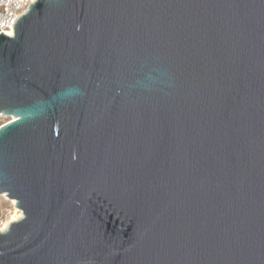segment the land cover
<instances>
[{"label":"water","instance_id":"1","mask_svg":"<svg viewBox=\"0 0 264 264\" xmlns=\"http://www.w3.org/2000/svg\"><path fill=\"white\" fill-rule=\"evenodd\" d=\"M0 116V264H264V0H37Z\"/></svg>","mask_w":264,"mask_h":264},{"label":"built area","instance_id":"2","mask_svg":"<svg viewBox=\"0 0 264 264\" xmlns=\"http://www.w3.org/2000/svg\"><path fill=\"white\" fill-rule=\"evenodd\" d=\"M37 0H0V34L13 35V28L19 18L24 15L30 5ZM11 31V35L7 33Z\"/></svg>","mask_w":264,"mask_h":264},{"label":"bare ground","instance_id":"3","mask_svg":"<svg viewBox=\"0 0 264 264\" xmlns=\"http://www.w3.org/2000/svg\"><path fill=\"white\" fill-rule=\"evenodd\" d=\"M7 34L11 35V31L8 32ZM0 118L3 119V121L0 123V125H2L4 123L8 122L9 120H11V118H7V117H4V116H0ZM0 197L4 198V199H6V201L10 202L11 207H12L8 219H6L5 221H1L0 222V232H3V231H5L7 229L8 225L11 222L21 219L22 214H21V212L18 209H16L15 203H14L13 200L7 199L5 195H0Z\"/></svg>","mask_w":264,"mask_h":264},{"label":"rangeland","instance_id":"4","mask_svg":"<svg viewBox=\"0 0 264 264\" xmlns=\"http://www.w3.org/2000/svg\"><path fill=\"white\" fill-rule=\"evenodd\" d=\"M3 121L2 118H0V123ZM12 207L10 202L6 201V199L0 197V222L5 221L8 219L10 215Z\"/></svg>","mask_w":264,"mask_h":264}]
</instances>
